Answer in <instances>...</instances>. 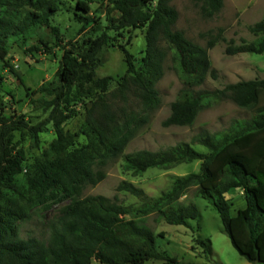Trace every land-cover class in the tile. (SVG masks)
<instances>
[{
  "label": "trees",
  "instance_id": "1",
  "mask_svg": "<svg viewBox=\"0 0 264 264\" xmlns=\"http://www.w3.org/2000/svg\"><path fill=\"white\" fill-rule=\"evenodd\" d=\"M192 1L200 5L206 18L216 16L224 5V0ZM172 2L109 0L112 7L107 15L120 14L118 19L109 18L115 29H145L146 49L138 64L125 46H118L127 65L121 79L96 74L102 65L99 54L110 45V37L103 32L95 40L85 41L84 49H61L57 78L39 88L48 97L36 101L48 112L43 121L32 124L23 115H6L0 99V264H144L150 260L181 264L158 250L155 232L145 219L157 214L168 224L192 228L201 212L195 202L181 201L190 190L215 208L240 256L250 263L264 264V79L239 81L213 92L196 91L208 77L217 78L209 50L221 37L209 40L206 47L189 40L174 29L179 15ZM91 3L78 1V22L91 23ZM57 11L52 0H0V93L5 80L2 69L16 74L10 65V38L25 34L29 26H48L50 16ZM101 29L94 28L96 32ZM249 30L257 38L229 42L227 55L264 53V21ZM162 43L173 51L184 86L171 104L164 127H192L215 97L230 99L251 111V118L235 121L224 133L203 132L191 142L157 152L143 149L125 153L138 131L148 124L147 112L160 104L157 84L164 76L167 59ZM79 105L84 106L85 120L79 133L73 134L65 124L77 116ZM50 124L55 139L46 149L40 148L28 165V152L19 145L16 134L30 137L39 148L40 135ZM80 137L85 143L78 141ZM196 145L208 152H199ZM120 158L123 170L133 176L152 168L170 170L195 161L201 164L198 172L175 177L156 198L132 182L122 181L117 191L134 196L140 201L138 205H124L102 195L82 198L87 187L106 179L108 164ZM233 189H239L245 200V207L235 215L226 196ZM67 200L49 223L47 241L21 238L20 223L30 219L33 211H47ZM198 244L207 257L212 255L210 239L199 238Z\"/></svg>",
  "mask_w": 264,
  "mask_h": 264
},
{
  "label": "rangeland",
  "instance_id": "2",
  "mask_svg": "<svg viewBox=\"0 0 264 264\" xmlns=\"http://www.w3.org/2000/svg\"><path fill=\"white\" fill-rule=\"evenodd\" d=\"M52 1L53 7L56 6L58 11L50 16L48 26H29L25 34L19 33L10 38L12 42L10 65L16 74L2 69L5 80L0 99L4 113L23 115L32 124H37L48 116V112L41 109V105L36 101L48 99L39 92V88L57 78L63 55L62 48L84 49L85 41L95 40L106 32L110 37V45L104 47L99 54L102 65L97 68L96 74L101 78L111 76L115 79H121L127 71L124 55L118 46H125L134 56L136 64L140 62L146 49L145 29L117 30L109 23L110 17V19L120 17L118 12L112 13L110 17L107 15L112 7L109 0H90L92 10L89 16L92 17V21L88 25L78 22L75 18V14L79 13L77 3L80 0ZM171 4L179 15L174 29L182 31L192 42L206 47L209 40L221 37V40L209 50L210 61L217 78L208 77L201 87L195 89L196 91L213 92L239 81L264 79V53L229 56L225 52L227 44L231 41L240 43L242 39L253 41L257 38L250 32L249 27L264 21V0H224L222 10L213 18L204 17L200 5L192 0H173ZM98 26H102L100 32L94 30ZM25 36L27 39L24 43L22 40L19 41ZM162 46L167 51V59L164 76L157 84L160 104L158 108L147 112L148 124L138 131L136 137L126 147L125 153L143 149L157 152L181 142H191L203 132L224 133L235 121H247L251 118V111L238 107L230 99L215 97L211 107L199 114L192 127H164L163 122L170 115L171 104L184 86L173 61V51L169 50L166 43H162ZM77 112V116L65 124V129L73 134L79 133L85 120L84 106H77ZM54 139L55 132L51 124L46 132L40 135L39 148L30 137L16 134L19 145L28 152V165H31L34 156L39 154L40 148L46 149ZM78 141L85 143L83 137ZM195 148L202 153L208 152L201 145H196ZM200 164V161H195L170 170L152 168L141 176H133L123 170L122 159H116L106 167V179L94 187H87L82 193V198L102 195L112 200L116 198L124 205H138L140 201L137 198L129 193L117 191L122 181L132 182L150 197L156 198L169 188L175 177L198 172ZM226 196L232 202L233 215L238 209L245 207V200L239 189L231 190ZM181 201L195 202L200 209L201 218L192 222V228L168 224L157 214L145 219V224L155 232L156 245L161 253L177 259L181 264H254L240 256L233 247L223 230L218 213L208 200L196 198L195 191L190 190ZM68 202L69 200L56 203L47 211L38 209L33 211L30 219L20 223L21 238L34 237L47 241L50 235L49 223L59 215ZM161 233L163 236H160ZM199 238L211 240V256L207 257L204 248L198 244ZM144 264L166 263L150 260Z\"/></svg>",
  "mask_w": 264,
  "mask_h": 264
}]
</instances>
